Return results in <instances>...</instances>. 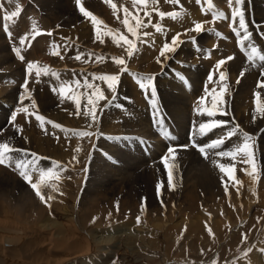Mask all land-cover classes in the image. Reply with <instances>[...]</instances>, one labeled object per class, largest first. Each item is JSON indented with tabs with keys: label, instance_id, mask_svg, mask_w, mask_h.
<instances>
[{
	"label": "bare ground",
	"instance_id": "obj_1",
	"mask_svg": "<svg viewBox=\"0 0 264 264\" xmlns=\"http://www.w3.org/2000/svg\"><path fill=\"white\" fill-rule=\"evenodd\" d=\"M81 1L83 2V0H81ZM86 1H84V2H86ZM207 1H210V0H176V3H172V0H157V3L154 5L151 2V0H147V4L146 5H141L139 3V0H137V2L135 4L133 3V0H95L96 3L103 4L102 5V7H103V11H102L103 12V15L101 17L97 18L99 21H102V24H100V25H95L94 26L93 23H92V21H91V19L85 20L86 22H82L85 19L83 17H80L78 19L76 17L77 20L75 21V17H74L73 18L74 19V22L73 21L72 22L67 21V23H66L67 25H66V28L65 29H61V26H60V28L58 30L56 29L57 31H55V27H54V25L52 26V24L50 23V21H49V23L48 22L45 23V26L48 27V29H53L54 30V32H53L54 34H51L52 36H50L48 38H43V37L37 38L39 40L37 41L38 43L37 42L36 43H37V45L39 44V47L41 48V52L43 50L44 51L43 55L44 54L45 55H44V57L42 56L43 57L42 59L39 58L41 60H39L38 62H36V61L34 62V60H30L29 61V62L33 63L34 65H36V68H34L32 70V74L33 75L32 74H30V75L32 76V78H31L32 81L35 78L36 79V83H37L36 90H34V88H33V91H35V95L34 96H37V95H46L47 97H50L52 99H50L49 101H47L42 106L39 104L35 108V111L41 112V113L45 114L46 116H48L50 118L49 120H47V121H49L52 124V127H50V125H49L50 129L52 128L53 134H59V135H61V133H62V141L59 140V143H61V144L55 143L49 137V138H43L44 141L43 142L42 141L39 142L38 140H36L39 136H38V134L37 135L35 134L36 136H33V139H31V140H29L27 142H28V144H32L31 146H32V150L33 151L37 152L39 150L40 151L43 150L44 152H46L45 153L46 156H48L50 158L53 157L54 159H56V161L59 160V163L57 162L58 164H56V162L54 161L55 164L51 165L50 168H49V163H47V165H48V168L47 169L48 170L49 169H55V171L58 173V176L51 177V180L48 178L49 179V182L47 181L48 184H47V182L46 183H43V184H45V186H47V190L50 191L49 193H50V196L51 197L54 195V194L52 195L53 186L56 185L55 188L57 190L55 192L58 195V199H60L61 201L58 200L59 202H56L57 199H56V201L53 199L54 196H55L54 195L53 198L51 199V201H49V200H47L48 202L46 201L47 205H45L46 203L43 202L45 206H40V204L37 203L39 205H36L35 207H33V206L23 207L22 205L25 204V203H23L21 205H18V204H20V202H18V204L16 203L17 205L10 206L12 203H10V205H8V204H5V203L2 202V204L0 203V209H1V211L3 210L2 211L3 212L2 213L3 215L4 214H8V216L13 215V214L16 215L15 213H17V216H21L20 214L18 215V212L21 213V212H23V210L25 212H27V209H28L29 215L30 216L31 215H34V216H31L32 219L29 218L30 221L33 220V219H39L37 217H42V215H47V214H49V215L51 214L53 216L54 220L55 219L57 220V222L56 221H54V222L52 221L53 223L48 224L45 227L44 226H41V225L39 226V228H41L42 230H45V231L39 232L41 237L38 239V243H37V245H39L38 248L39 249L41 248L40 249V252L42 250L45 251V253H43L44 255L51 254V250L54 247L53 244H52L53 243L52 241L55 242V240L57 238H59L58 236L60 235V233H62L63 228L66 229V231L68 232V234H67V240H66V243H67L66 246H71V245H73V243L74 244H77V240L78 241L80 240L81 242H84L83 249L82 248H79V249H76V250H70L71 249L70 247H69L70 248L69 250L67 248H65L67 250L62 249V248L55 249L57 251V255L60 257V260L58 261V264H76L77 261H78L77 263L79 264V260H82L84 257H85L84 260H86L88 258V256H89V254H88L89 253V250H90V253H91V250L93 252V249L95 251H98V254L104 253V255L106 254V255L110 256L109 257V261L110 262L112 260H113V262L118 261V257H117V260H116L115 258H112L111 254L108 253V251H111V248L112 247H118V246L117 245H114L115 243H112L113 240L111 239V237L109 235H107L109 237H106L104 235V232L103 233H100L101 229H104V228H106L107 230L112 229V228L109 227V224H108L109 221H108V219H110V218H114L115 219L116 216H117L116 215V212L114 210V207H113L114 205L112 206L111 205L112 204L111 201H108L109 198H106L105 201H103V202H106L105 204H110L111 203L110 206H108V207H104L103 205H99L96 202H94V200H93V201H89L86 206L82 207V211H78V210L75 211L74 210L75 201L78 200L79 197H80V199H79L80 203L83 202V198H84L83 197V193L87 189H85V190L83 189L82 190V193L79 194V192L81 191L80 188H82V187H80V184H81L82 181H80V178L76 180L77 177H76V175L73 176V174L75 173L74 171H77L76 169L82 168V171H84L82 173V177H84L85 168H86L85 162L88 161V159L92 155V153H90V151H91V149H93L92 148L93 147V144H92L93 141L101 142L102 138L105 137V135L106 134H109V133H110V135L113 134L115 136L122 134V131L123 130L121 132H119L118 131L119 125H115V122L112 124V126H110L109 124L103 123L104 118L105 117H108V114H109L108 113V110H110V108H111V110L114 109V108H112V106L114 107L115 104H117V101L120 100L119 98H121L122 101L124 99H127V103L130 104V106H131L130 113L132 114L131 115L132 118H130L131 116L129 118L131 119V121H132L133 118H134L133 121L136 120L137 115L140 114V117L137 118V120H138V123L137 124H139L141 121H144L145 123H146V121L149 122L150 114H148V111H150V109L153 108L154 106H156L157 104H164V103H167V101H168L170 107H172L170 109V111L172 110V112L170 113L171 116H168V117H169V119H170V117L175 118L176 121L180 122L179 125L181 124L182 119H183V113H184L183 110L189 111V113L187 114L188 118H189V116H192V119H194V120H191L189 118L191 120V122L190 123H185L184 122L185 123V127L184 128L181 125L179 126V125L176 124V126H179V127L177 129H175V130L172 129L174 131L171 132V133L173 134V138L174 139L176 138L177 140H174L172 142L171 146L179 145V143H181V142L184 145L187 146V141H190L191 138H193L194 144L192 146H190L192 149L189 150V152H187V153H186V151L184 153H183V151L174 152L172 154V156H174L175 158L173 159L172 156H169V159H168L167 163L169 165V168H173L174 167L173 169H169V170L172 171V173H173V170L175 168L177 169L178 167H179V169H187V170L194 169L196 163H195V161L192 160L193 158L191 159L188 156L191 153L194 154L195 160L197 161V163L199 162L198 164H200L202 162L203 163H202V167L200 169H197V173H192L191 176L189 177V179L187 181L185 180L186 182L184 183V185L182 184L184 186V188H180L176 192V194L178 195V198L184 202L183 203V206H184L185 209H186V207L188 209H190V207H192V208H195L196 207V200L198 198H200V197L209 195L210 197H213L214 196L215 198H217V197L220 196V194H222L224 192H226V193L228 192L230 196H232V197H234L236 199L237 198L244 199V202L247 203L246 210H247V208H248V210H251V208H252V211H250L252 213H249L250 214L249 215V219L251 218V220H249L248 223H244V226L242 224H239V225L236 224L235 222L237 220H235V222L234 221L233 222L231 221L229 224H225V225H224V222L219 223V221H215L213 223V226L216 228L215 229L216 230L215 231L216 232V236H221L222 238H224V236L227 238V236L224 235V233H223V232H225L224 230H227V232L229 230L230 232H236V233H240L242 231H245V232H249L248 235H250V234L251 235H254L253 237H249V236H246V234H244L245 232H242L244 234V236L241 235V236H243L242 239H241V243L238 242V241H236V243H234L232 240H229V239L227 240L226 238H224L225 241H220V243L218 245V242H217L218 239L217 240L216 239L213 240L212 241L213 248L214 247H217L219 249H224V250H227L228 249L227 250L228 253L223 254L224 255L223 256V259L219 260L218 261V264H229V262L234 261L236 259H238V261H239L238 264H247L246 263V260H247V257L248 256H246V255H247L248 251H251L252 249H257L259 247L260 244H259V241L257 240L258 239L257 236L259 235V230H261L263 228V226H264V213H263L264 209L261 212V213H263L262 214L263 221H260L258 224H256V225L259 226V227L257 226L258 230L257 231H256V229L253 230L254 229L253 227H250L249 228V224H251L252 221H254V219H252V218L254 217L257 209H259L258 206L264 205V180H262V178H260L262 181H260V182L258 181L259 172H260L259 170L260 169L258 170V165H257V162H256L255 154H254V162H255V171L254 172H253V168H252V165L251 164H247V163H243L242 162V156L240 157V154H238V155H231V157H232V160L231 161H229V162L224 161V162H221L220 164H214L210 158L213 155H218L217 153L218 152H221V151H224V152L228 151L229 153H233L234 149L237 146H240V145L243 144L242 136H243L244 133H247L251 137V140L254 143L253 144V151H254V153H255V150H254V147L255 146L254 145H257L255 143L261 142V143H263L262 147H264V111H262V109H264V87L262 88V90H260V93L257 92L259 95L257 94L258 96L257 97H254V95L251 94V92L253 90L250 92L251 86L248 83V81L249 80L256 79L258 73H256V72H245V70L242 68V66H240V64H237L238 62H236V61H235L236 63L232 62L233 59H232V61L229 60V62L227 61V59L226 60L223 59V60L227 61V64L228 63L230 64V68H231L230 70H228V66L229 65L225 66L224 68L222 67L223 68L222 70L221 69L220 70L219 69L217 70V67L215 68L216 70L213 68V71L215 70V77H213L212 80H209V81H211V83L208 81V78L210 76H213V72L211 73V71H209L211 69L210 68L211 59L208 56V54L207 55H201L202 57L204 56L205 58H206V56H208L209 60H207L205 62H204V60L202 59V57L199 54L195 53L196 50L193 51L195 53L194 56H193V59L189 56V59L190 58L192 59V60L190 59L191 61H188L186 59L187 61L185 60L186 61L185 62L184 61L185 58L182 59L184 62L182 60H180L181 59L180 58V52H181L180 51V48L181 47L183 48L184 47L183 44L184 43L186 44V42L193 43L194 41L192 42V38L194 39V37H196L201 32V31L200 32H196L194 30V27L195 26L193 28H191L192 26L191 27L189 26L191 24L190 22L194 18H197V16H199V15H200V18H202V20L205 19V21H206V19H210L212 17L215 18L216 21L214 22L213 25L210 23L211 22L210 21V22H208L210 24H207V25L204 26V28L205 27H208V26H211L212 27V28L211 27L210 28H211V33L212 34H215V37L214 38H216V34L220 31V27H222V26H219L221 23H223V24L225 23L226 26H229L230 25V24L228 25V22H230L232 19L231 20L228 19L229 18L228 13H232L233 10H234V8L237 7V5L235 3V0H232V6L231 7L229 6L228 0H227L226 3L223 4V5H225V9H226V11L228 13L227 14L226 13H223V14L220 13L221 15L218 16V17L215 16V14H217L215 12V10L217 8L215 9L211 4H209V3L207 4ZM0 2H1V0H0ZM2 2H3V5H5V8L4 9H6L8 11V14H10L12 11H15L16 4L17 3L19 4L20 9L23 6V0H14L12 3H9V0H2ZM215 3H217V2H215ZM248 3H249V0H246L245 4L243 6H240L241 7V10L244 12V19H245V26H246V29H247V33H245V30L244 29H240L239 28V17L236 18L238 29L235 30V28L233 27L234 28V30H233L231 27H229V30L232 29V30H230V33H233V31H235L236 34L241 35L242 38L245 36V34H247L248 37H249V39H247L246 42H247V45L249 47V50L252 51V49L255 48L256 49L255 54L258 56V53H260L259 57H261V54L264 55V17L262 16L263 18L262 19H259L254 14L255 12L253 13V11L247 10L248 9L247 8ZM113 4L116 6L115 12L113 11V8L111 6ZM1 5H0V7H4V6H1ZM219 6H220V4H219ZM219 6L217 5L216 7H219ZM24 7L21 9L20 13L18 14V18L24 16V14H25L24 13ZM100 7H101V5H100ZM125 9H127L129 11V13H131V16L129 17V26H134L136 24V20H134L132 18V17H135V16H138L139 19L145 25L144 27H141V28H139L137 30L138 31V37L139 38H137L136 36L131 35L128 32V29L122 23V21L125 18V13H124V10ZM263 9L264 8L262 7V12H263ZM220 10H221V8H220ZM3 11L4 10L2 9V12ZM145 12L149 13V15H145ZM194 12H195L196 17H194L195 15H193ZM159 13H165V15L163 17H161L159 15ZM0 14H2V13H0ZM92 14L93 15H97L96 12H93V11H92ZM4 15L2 17H4ZM231 15H230V17H231ZM167 17L168 18H171V19H175V22H179V20L176 21L177 18L178 19L179 18H182V19H184V20H182V21H184V23L185 22L186 23H189V25H187V26H189V28H191V29H189V28L187 29V27H186L185 30L178 31V30L175 29V27L177 26L178 23H175L174 22L176 25L172 24L168 20ZM173 17H175V18H173ZM18 18L16 16V17H13L11 20L8 21L9 22L8 25H10L11 23H13L12 26H11V28H10V30H11L12 33H15L14 30H17L15 28H18L19 26L22 25V19L21 20L19 19L20 21L18 20L19 21L18 22L19 25H18V23H16V19H18ZM73 19H71V20H73ZM215 19H213V20H215ZM227 19L230 20V21H226ZM196 20H198V19H195V21ZM55 21H57V20H55ZM235 23H232V24L235 25ZM62 25H64V24H62ZM156 25H160L162 30L161 31H157L156 30ZM193 25H194V23H193ZM182 26H178V27L181 28ZM235 27H236V25H235ZM184 28L185 27H183V29ZM224 28L225 27H223V30H224ZM109 29H111V31H109ZM202 29H203V26H202ZM19 31H20V29H19ZM208 31H209V29H208ZM222 31H220V32H222ZM0 32H1V30H0ZM12 33H11V35H12ZM144 33H148L149 35L145 36ZM204 33H205V38H206L208 36L209 32L208 33L204 32ZM225 33H224V35H225ZM254 33H256V36L257 37L254 36L255 35ZM221 35L218 36V39H220V40H218L216 38L217 40H214L215 42L213 41L211 44L214 47V49L216 48V51L217 50L219 51V49L222 46L223 47L226 46L227 49L226 50H223L222 49V50L224 52H226L225 54H229V51H231V49L229 50V47L231 48L232 47V44L229 42L230 40H228V39H231V38H228L227 37L228 36L227 33H226L227 36L225 35V37L223 35L222 36ZM231 35H233V34H231ZM6 36L7 35H5V37ZM97 36H99V39L97 38ZM121 36L124 37L123 40L121 39ZM161 37H163V38H161ZM173 37H177L178 40H179V43L175 47V50L173 52L166 53V55L163 56V57L160 56V51H161V49H162V47H163V45L165 43H168L169 46H172L171 42H172ZM7 38L8 37H6V39ZM160 38L161 39H166L165 42L162 43L160 41L161 40ZM9 39L10 38H8V40ZM232 39H234V38L232 37ZM3 40L5 41V39H3ZM238 40H234V41L232 40L235 43L234 45H235V48H236V51H237V52H233V53H237V55H239V57L238 56H235V58H238L239 59L241 57L240 60L243 58V60H245L246 62H248V59L247 58L249 56H252V54H250L249 51L246 50L245 47L241 44V42H239ZM14 41H17V39H14L13 42ZM241 41H243V39ZM10 42H11V40H10ZM129 42L134 45V54L131 57L128 56V51H127L128 46H129ZM5 43H6V41L3 44H5ZM9 43H8V45H10ZM27 44H29V43H27ZM27 44H26V46H27ZM34 47H35V45H34ZM237 47H241V48H238L237 49ZM15 48H17L15 50H18L19 51V54H22L23 56H24V53H26V52L29 51L27 49H25V51H24V48L25 47L22 48L19 44H15ZM30 48H32V47H30ZM36 48H37V46H36ZM36 48H34V50ZM185 48L186 47H184L183 49H185ZM189 48H187V49H189ZM194 48H195V46H192L189 50H191V49L194 50ZM205 50H207V49H205ZM7 51H8V48H7ZM232 51H233V49H232ZM238 51H241L242 54H240ZM14 52H16V51H14ZM34 52H36V51H34ZM184 52H186V51L184 50ZM224 52H222V53L224 54ZM256 52H258V53H256ZM31 53H33V51ZM31 53H29L30 56H31ZM53 53H56V54L53 55ZM8 54H9V56L11 55L10 53H8ZM78 54H81V59L80 60H76L75 59V57ZM232 55L234 56L235 54H232ZM182 56H183V54H182ZM217 56L220 57V55H217L216 54V57ZM222 56H224V55H222ZM227 56H231V55H227ZM32 57H35L38 60V57H36V55L35 56H32ZM117 57L123 58L124 61H125V63L123 65L116 64L115 61H114V58H117ZM184 57L188 58L187 56H184ZM219 57L217 59H219ZM10 58H12V56ZM13 58H14V56H13ZM220 59H222V58L220 57ZM216 61L217 60H215V62ZM245 61H244V63H245ZM260 61H261V59H260ZM201 62L203 64H201L200 66H203L204 64L205 65L207 64L208 68L205 65H204V67H206L208 69V72L207 71H206L207 73L204 72V74L205 73L206 74L202 78V89H200L201 87H199L200 93L196 97L195 96L196 93L194 92L195 95L194 94L193 95L196 98L194 96H193L194 99H193V97L192 98L190 97L193 101L188 98L187 102L184 103V104H187V105H182L181 102H180L176 106L175 105V102H176L178 96L182 94L180 92L181 91V85L188 88L190 86L191 80L189 79V81H190L189 83L187 81V84H186L187 86H185L183 84L184 81H185V79H188L187 78L188 77L187 74H189V73L185 72V75L179 73V74H181L183 76H186V77L182 78L178 82V78L176 77V72L174 71V68H172V66L177 65L178 68H183V66H185V67L188 68L189 71H191V70H194L195 68H197V65H199ZM248 63L246 65H248ZM263 63H262V66H264ZM2 66H4V65H2ZM16 66H17V64H16ZM200 66H199V68H200ZM8 67H9V65H8ZM45 67H47L50 70L48 72V74H44L42 72L41 75L39 76V78H37L36 77V70L37 69H43ZM204 67H203L204 70H201L200 72L206 70V68H204ZM2 69H5V68L2 67ZM250 69L253 70V68H250ZM10 70L9 71L7 70V71L10 72ZM184 70L188 71L186 68ZM0 71H1V69H0ZM8 72L6 73L3 70V74L0 77V82H2L3 80L6 79V76H8V74H9ZM52 73H55V76H53ZM209 73H211V75ZM221 73H224V77L225 78L223 80L221 79ZM241 73H242V76H241ZM10 74H11V72H10ZM104 74L117 75V76H119V82H118V85L116 86L115 93H113V92H111V91L108 90V88H107V83L108 82L107 81H103V80L99 79V77L101 75H104ZM145 74L147 75V77H151L152 78V84H153L154 88L157 89L156 92L158 94L155 95L154 98L152 96V88L151 87L146 88V89H142L140 87V83L141 82L147 83V80H146V77H145L146 75ZM191 74H193V73H191ZM199 74L201 75V73H199ZM263 74H264V72L261 75H263ZM34 75H35V77H34ZM194 75H193V79H195L194 78L195 77ZM190 77L192 78V76H190ZM200 78H201V76H200ZM32 81H31V83L29 82L31 85H32ZM193 81L194 80H192V82ZM199 81H201V79ZM7 82L9 83V81H7ZM74 82H76V83H74ZM86 82L96 85L100 89V91L103 94V96L106 97V99L98 100V107L96 108V121H99V122L93 123L91 116H85L83 114H81V115H77L76 114V112H77L76 105L77 104L80 105L81 112L83 113V111L85 109H87L88 107H91V105H89V103H88L89 100H97V97L92 95V91L93 90L90 89V88L84 87V84ZM33 84H35V83H33ZM62 84L63 85H67V88H66V91L64 93V97L63 98H61V96L59 94L60 93V85H62ZM31 85H28V88L26 89V91L32 89V86ZM29 86H31L30 89H29ZM205 86H206V88H205ZM190 87H192V86H190ZM222 87L224 88L223 93H221V88ZM260 87H262V86H260ZM5 88L4 89L3 88L2 89L0 88V103H8V102H11L10 100L4 98L5 97V93L4 92L6 90H8L10 88V86H9L8 89L7 88L5 89ZM142 90H144V92H142ZM183 90H185V89H183ZM195 90H196V92L199 91V90L197 91L196 87H195ZM28 92H30V91H28ZM24 93L22 92V94H24ZM80 93H84V95H80ZM141 93H143L144 95H148L150 97L143 96ZM186 93H187V91H186ZM186 93H183L182 98L187 97ZM204 93H205V97H206L205 102H201V101L197 102L196 99H198V98L199 99H202ZM21 97H19V98H21ZM76 97H77V99L79 98V102H77V103H75L76 102V100H75ZM217 98H219L222 101V103H220L218 105L219 112H217L213 117H209L207 115V113L213 111L212 105H213V102ZM184 99H186V98H184ZM181 101H183V100H181ZM184 101H186V100H184ZM177 102H178V100H177ZM122 103H124V102H122ZM9 104H6L5 105V109H7L6 114L11 119L12 115L15 114L16 111H12V109H11V107H10ZM27 104H29L28 107H31L33 109V103L28 102ZM172 105H175V106H172ZM190 105H192V108L193 107L195 108L194 109L195 112L193 111L192 108H191L192 110L189 109L190 108L189 107ZM28 107H27V109H28ZM32 109H31V111H32ZM156 109L158 110V108H156ZM32 113H33V111H32ZM98 113L100 114L99 116H98ZM149 113L152 114V112H149ZM156 113H155V115H156ZM201 113H203V114H201ZM31 115L33 116V114H31ZM166 115H169V114H166ZM0 116H2V115L0 114ZM40 116H41V114H40ZM109 116H110V114H109ZM43 117H45V116H43ZM26 118L28 120H30L29 119V116H26ZM26 118H24V120H26ZM97 119H99V120H97ZM158 119H159V121L161 120L160 118H158ZM184 119H185V117H184ZM114 120H116V119H114ZM16 121L19 122L20 120L18 121L16 119ZM165 121H166V119H165ZM214 121L220 122V125L218 127H213L211 131H208L207 129L201 130L200 127H199V125L201 123L208 124V123H212ZM17 122H16V124H17ZM31 122L32 121H30V123ZM33 122H34V120H33ZM106 122H107V120H106ZM178 122H176V123H178ZM65 123H67L68 125H66ZM143 123H141L140 125H137L139 127L136 126V131L134 129L133 132H130L129 131L130 129H126V128H121V129H126L125 130L126 131L125 132L126 135L128 133H129V135L130 134L133 135L132 138L130 137L133 140V142L130 140V142H131L132 145L130 146V143H129V147H132V148L133 147L134 148L136 147L135 150L137 151V153L140 156L143 157V159L145 161L147 159H148L147 160L148 162L151 161V160H149V158L151 159V156H152L153 153L154 154L156 153L155 154V159L158 161L159 160L158 155L163 150H165V145H163L162 142L159 140V135H156V136H158V137H156L155 134H154V132L152 131V129L150 127H148L147 124L145 125ZM167 123H169V122L167 121ZM171 123H173V122H171ZM184 123H183V125H184ZM191 123H194L195 124L194 132L192 133V131H190V132H187L185 134V132L187 131V126H189ZM90 124H92L91 129L90 128H86V127H89ZM142 124L145 125L146 127H148V131L145 128L141 127ZM162 124H164V123H162ZM55 125H58L59 127H56ZM42 126H44V125L42 124ZM125 126H126V124H125ZM173 126L176 127L174 125V123H173ZM11 129H12V127H11ZM165 129H168V128H165ZM233 129L236 130V134L228 137V138H230L229 141L226 140V139H224V137L227 138L228 132L232 131ZM33 132H34V130H33ZM76 132H87V133H89V135H86V136L74 135V133H76ZM100 134H102V135H100ZM202 134H204V135H202ZM141 135H143L144 138H142L143 136L141 137ZM187 135H189V137H187ZM54 137H56V136H54ZM119 138H122V137H119ZM185 138H188V139L185 140ZM219 138H223L224 142L226 141V143L223 142V144L221 145V147L218 148V149H206L205 150V153H203V154L198 150V148L196 146H194V145H200V146L207 145V144L211 143L212 141H215V140H217ZM110 139H111V136H110ZM113 139H115V137ZM138 139H139V141H141L140 139H142L143 141L141 142L142 144L139 143L138 146H137V143L136 142L138 141ZM9 140H11V139H9ZM105 142H106V140H105ZM108 143L110 144L112 142L110 141ZM108 143H107V145H108ZM250 143H251V141H250ZM109 147H110V145H109ZM142 147H143V149H142ZM144 151H146V153H143ZM106 152L108 153V151H106ZM132 154H134V153L132 152ZM162 154L160 156H162ZM128 155L130 156V154H128ZM111 157H112V154H111ZM135 157H138V156L135 155ZM142 157H141V161L143 160ZM145 157L147 159H145ZM107 158H108V156H107ZM130 158H131V156H130ZM113 160H115V159H113ZM136 160H138V158L134 160L135 162H133V161L132 162L136 164ZM129 161L130 160H128L126 163H128ZM115 162H116V160H115ZM108 163H110V162H108ZM112 163H114V162H112ZM137 164H138V162H137ZM156 164H157V166H156L157 168H159L160 170H162L164 168V170H165L163 159L161 160V162H159V161L156 162ZM37 165H38V163H37ZM57 165H59V167H57ZM129 165H131V164L129 163ZM114 166H116V165H114ZM133 166H131V167H133ZM106 167L112 168V167H109L107 165H106ZM134 167H137V169H138V166L137 165H135ZM221 167H223L225 169H227L229 167H232V175H231V177L227 174L226 171H221ZM90 168H92V167H90ZM47 169H45V170H47ZM128 169H130V168H127V170ZM143 169H141V170L143 171ZM245 169H247V172L245 171ZM130 171H132V170L130 169ZM112 172H113V169L108 170V173L109 174L112 173ZM138 172L140 174V170ZM144 173H145V170H144ZM119 174L121 175L123 173H119ZM134 174H136L135 171H134ZM198 174L204 175L205 176V179L203 180V179L195 178V176H197ZM112 176H113V183H115V182H117L118 184L119 183H122V182H119V181L116 180V178L120 177L118 175V173H114ZM32 179H33L34 183L39 180V176L37 175L36 172H34V174L32 176ZM71 179L74 180L73 181L74 183L73 182H68ZM176 180L177 179H175V181ZM45 181H46V178H45L44 182ZM60 181H62V182H60ZM192 181L195 182V185L194 186H192V185L189 186V184ZM147 184L150 185V183H147ZM162 186L163 185H161L159 187V194L162 193V197H160L161 200H164L163 197H165V199H169V198H167V197H169V195L170 196H173L172 195L173 190H171V189L174 188L173 186L171 188H169L168 185H167L168 187H165V188H163ZM118 188H119V186H118ZM243 188H245V191L244 192H242L243 191ZM114 189H115V187H114ZM226 189H227V191H226ZM157 191H158V189H157ZM174 192H175V190H174ZM85 194L88 195V193H85ZM95 195H96V193H95ZM47 196H49V195H47ZM122 196H124V195H122ZM28 200H30V199H28ZM120 200L121 199H119V201ZM199 200L201 201V199H199ZM1 201H4V200H1ZM84 201L86 202V200H84ZM156 201L153 200V203H151L152 201L150 203L149 202L147 203L146 206L148 207L147 208L148 210H145L144 209L145 210V214H146V212L152 213V214L153 213L156 214V212H157L156 207L158 206ZM202 201H204V200H202ZM176 202H178V201H176ZM197 202H198V200H197ZM208 202H209V200H208ZM248 202H250V205H248ZM235 203H236V201H235ZM235 203H233V204H235ZM169 204H171V203H169ZM28 205H30V204L28 203ZM116 205H117V203H116ZM126 205H127V203L125 204V207H123V209L125 211L127 209H129V208H127ZM242 205H244V204H242ZM19 206L22 207V208H24V209L22 211H19V208H18ZM219 206H220V204H219ZM158 208H160V207H158ZM164 208H163V210H164ZM175 208H177V207H175ZM184 208L182 210H184ZM33 209H35V210H33ZM121 209H122V201H121ZM130 209H131V211L132 210H135L137 212L139 211V208H137V206H135V205L131 206ZM171 209H174V207L173 208H170V210ZM124 210H123V212H125ZM176 210H175V212L177 213L178 210L177 211ZM201 211H203V210H201ZM133 212L134 211H132V213ZM139 212H141V211H139ZM139 212L137 214H139ZM161 213H163V212H161ZM169 213H170V211H169ZM141 214H143V213H141ZM198 214H199V212H198ZM161 215H163V214H161ZM225 215H226V213H225ZM196 216H197V214H196ZM203 216H205L206 218H209V217H207V215H203ZM175 217H176V215H175ZM198 217H199V215H198ZM193 218H194V216H193ZM209 219H211V218H209ZM209 219H207V220H209ZM11 221L13 223L14 228H16L19 231H21L22 228L20 226H18L17 224H15L13 222V219H11ZM193 221L194 220H192V222ZM239 221H241V220H239ZM174 222L175 221H173L171 224H173ZM185 222H187V219L185 220ZM198 222H200V221H198ZM203 223L206 224L204 221H203ZM25 224H27V222ZM44 224H46V223H44ZM164 224L162 226H164ZM200 224H202V223H200ZM204 224H202V225H204ZM166 225H167V222H166ZM183 225H184V223H183ZM189 225H190V223H189ZM192 225L193 224L191 223V225L189 227H192ZM256 225H254L255 228H256ZM143 226H145V225H143ZM153 226L154 225L152 224V227ZM178 226H180V225H178ZM189 227L187 228L188 230H189ZM207 227H208V225H207ZM141 228H143V227H141ZM183 228L184 227H182V229ZM16 229L15 230H10L7 233V235L9 236V238L13 239V241H14L15 238H17L15 235H13L14 232L17 233V230ZM135 230H137V229H135ZM153 230L155 231L156 229H153ZM188 230H187V232H190ZM196 230L197 231H202L203 230L202 229V226L201 225L200 226H197L196 227ZM39 231H40V229H39ZM162 231L163 230L161 228L159 230V232H157V233H161L162 234ZM208 231H210V230L208 229ZM97 232H99L101 234V236H96L95 234H97ZM39 233L37 232V234H39ZM102 234L104 236H102ZM164 234H165V231H164ZM86 236L89 237V239H87ZM172 236H173V234H172ZM93 237H95L96 240ZM213 237H214V235H213ZM140 238H141V236H139L137 234L136 235H129L128 234L126 237H124V238L122 237V239H120V240L117 238V242H119L118 244H122V245H123V243H126V244L127 243L128 244L129 243H132L133 244V242H136V243L141 242L140 240H138ZM173 238H174V236H173ZM217 238H219V237H217ZM249 238H253V239L252 240L250 239L251 241L248 242L250 244L248 245V243H247V246H246L244 244V242H246ZM185 240H186V238H185ZM170 241L171 240H169L168 242H170ZM190 242H191V240H190ZM222 242H223V244H222ZM255 242H258L257 243L258 246L254 244ZM59 243H60V239H59ZM55 244H56V242H55ZM64 244H65V242H64ZM238 244L240 246V249L238 251H236L235 249L238 246ZM61 245L63 246V243ZM261 245L264 248V243H262ZM59 246H60V244H59ZM74 246H76V245H74ZM74 246H72V247H74ZM141 246H142V244H141ZM170 247H171V244H170ZM161 248H162V245L161 244L160 245L158 244L157 246L155 245V247H153V251H156L155 254H156L157 257L160 255L159 254V251H161ZM167 249L168 248L166 247V250ZM177 249H179V248H177ZM194 249H195V247H194ZM194 249H193L194 257H196L195 256L196 253L194 252L195 251ZM184 250H185V248H184ZM58 251H59V254H58ZM171 251H172V249H171ZM190 252H191V250H190ZM251 252H253L252 253V256L255 258L256 257L255 250H253ZM6 253H7V250L6 249H0V256L1 257L3 255H6ZM8 253H9V250H8ZM230 253H232V254L230 255ZM55 254H56V252H55ZM94 254H95V252H94ZM165 254L166 253H164V255ZM178 255H181V254H178ZM227 255H228V259L226 257ZM257 255H258V253H257ZM98 256H99L98 260L101 259L100 255H98ZM249 256H250V258H253V257H251V255H249ZM91 257H92V255H91ZM225 257H226V259H225ZM262 257H263V255L261 257L259 256L260 259L256 260L255 261V264H264V263H262L264 261V258H262ZM10 258H11V256H10ZM10 258L6 261V262H11V263H8V264H17L14 261L13 258H11V259ZM89 259H90V257H89ZM98 260H95V261H98ZM101 260H103V259H101ZM87 263H88V261H87ZM175 263H178V262H175ZM43 264H44V262H43ZM90 264H91V260H90ZM196 264H201V263L200 262H197Z\"/></svg>",
	"mask_w": 264,
	"mask_h": 264
},
{
	"label": "rangeland",
	"instance_id": "obj_2",
	"mask_svg": "<svg viewBox=\"0 0 264 264\" xmlns=\"http://www.w3.org/2000/svg\"><path fill=\"white\" fill-rule=\"evenodd\" d=\"M14 1V0H13ZM84 1H86V0H83V2L81 1V5H80V7H83L86 11H88V12H91L92 13V11L93 12H96V14L97 15H93V16H97L96 18H99V17H101L102 15H103V7H102V5L103 4H101V3H96L95 2V0H87L86 2H84ZM90 1V2H89ZM211 1V2H210ZM210 1H207V4L209 3V4H211L216 10H215V12L217 13V14H215V16H220L221 14H223V13H228L227 11H226V9H225V5H223V4H225L226 3V1L227 0H210ZM214 1V2H213ZM1 2H2V0H1ZM0 2V3H1ZM215 2H219L218 4L217 3H215ZM96 3V4H95ZM2 4V5H1ZM0 5L1 6H4V7H0V13H2L3 15L4 14H6V12L8 13V11L6 10V9H4L5 8V5H3V2L1 3ZM66 4V5H65ZM68 4V5H67ZM219 4H220V6H219ZM263 6H262V5ZM44 5V6H43ZM97 5V6H96ZM100 5H101V7H100ZM219 6L220 8H221V10H220V8L219 7H216V6ZM25 6V7H24ZM47 6V7H46ZM223 6V7H222ZM264 8V1L263 0H249V3H248V5H247V10H249V11H253V13L259 18V19H262L263 17H264V9H263V12H262V7ZM24 7V16L23 17H19L18 18V16H17V18L18 19H16V23H18L21 19H22V25L21 26H19L18 28H15V29H17V30H14V32L15 33H12L11 32V30H10V28H11V26H12V24L13 23H11L10 25H8V21H5L4 19H3V15L2 14H0V30H1V32H0V69H1V71H0V77L2 76V74H3V70H4V72H8L10 69V72H11V74H10V72H8L9 74H8V76H6V79L5 80H3L2 82H0V88L2 89H4L5 87L8 89L9 88V86H10V88L12 89H8V90H6L4 93H5V99H8V100H10L11 102H8V103H0V114L2 115V116H0V144H3V143H7L10 147H12L13 149H16L17 151H13L12 153H9L8 155H11V157L13 158V160L14 161H16V162H20V163H27V164H29V169H28V171L29 172H32V162H33V160H34V162H35V166H37L36 168L37 169H41V170H45V169H47L48 168V165H47V163H49V168H50V166L51 165H53V164H55L54 163V161L56 162V164H58L59 163V160H57L56 161V159H54L53 157H48V156H46L45 155V153L46 152H44L43 150H39V151H37V152H35V151H33L32 150V144H28V142L27 141H29V140H31V139H33V136H36L37 134H38V138L36 139V140H38L39 142H43L44 141V139L43 138H49L50 137V139L51 140H53L55 143H59V140L60 141H62V133H61V135H59V134H53V132H52V128L50 129V127H52V124L49 122V121H47V120H49L50 118L48 117V116H46L45 114H43V113H41V112H37V111H35V108L40 104L41 106L42 105H44L47 101H49L50 99H52V98H50V97H47L46 95H37V96H34L35 95V91H33V88H34V90H36V86H37V83H36V79L34 78L35 77V75H34V80L32 81V76L31 75H29V74H27L26 73V68L25 67H27V63L30 61V60H34V62L36 61V62H38L39 60H41L43 57H44V55H43V53H44V51L42 50V52H41V48L39 47V44L37 45V41L39 40V39H37V38H40V37H43V38H48V37H50V36H52V35H48V33L50 32L51 34H54L53 32H54V30L53 29H48V27H46L45 26V23H49V21H50V23L52 24V26L54 25V27H55V31H57L59 28H60V26H61V29H65L66 28V23H67V21H70V22H74V17H75V21L78 19V18H80V17H83V18H85L82 22H86L85 20H88L89 18H86V17H84L83 16V14L80 12V10H79V7L77 6V4H76V2H75V0H23V6H22V8ZM259 7V8H258ZM21 8V9H22ZM89 8V9H88ZM219 8V9H218ZM2 9L4 10L3 12H2ZM21 9H20V11H21ZM45 9V10H44ZM101 9V10H100ZM225 9V10H224ZM48 10V11H47ZM197 10V9H196ZM50 11V12H49ZM198 11V10H197ZM219 11V12H218ZM46 12V13H45ZM79 12V13H78ZM196 12V11H195ZM195 12L193 13V15H195ZM20 13V12H19ZM99 13V14H98ZM221 13V14H220ZM45 14V15H44ZM50 14V15H49ZM232 13H228V15H229V18L228 19H232L231 21L230 20H226V21H230V22H228V25L229 26H226V24L224 23H221L219 26H222V27H220V31H222L223 30V27H225L224 28V30L222 31V32H218L217 34H216V38L218 39V36L219 35H221L222 33V35L225 37V35H226V33L228 34V38H231L232 39V37L234 38V39H232L233 41L234 40H238L239 42H241V44L245 47V49L246 50H248L249 51V53L250 54H253L252 53V51H250L249 50V47H248V45H247V42H246V40H244V37L242 38V36L241 35H239V34H236V32L235 31H233V33H230V30H229V27H231L233 30H234V28H235V30L236 29H238V26H237V21H236V18L238 17H233L232 15H231ZM261 14V15H260ZM49 15V16H48ZM230 15H231V17H230ZM206 16V15H205ZM204 16V17H205ZM263 16V17H262ZM26 17V18H25ZM49 17V18H48ZM76 17H77V19H76ZM194 17H196V15L194 16ZM168 18V17H167ZM213 18V17H212ZM212 18H210V19H206V21H205V19H203L202 20V18H200V15L199 16H197V18H194L190 23V25H189V23H184V21H182V20H184V19H182V18H177L176 19V21H178L179 20V22H175V19H171V18H168V20L172 23V24H174V25H176L175 23H178L177 24V26L175 27V29L176 30H178V31H183V30H185L186 29V27H187V29L189 28V26L191 27V28H193L194 26H195V24L196 23H200L202 26H203V29L201 30V32L196 36V37H194V39L192 38V42L193 43H189V42H186V44L184 43L183 44V46L184 47H186L185 49H183L182 47L180 48V60H182V59H184V61L187 59L188 61H191L192 59H193V56H194V54L195 53H197V54H199L200 56L201 55H207L208 54V56L210 57V59H211V65H210V70L209 71H211V73L213 72V76H210L211 75V73H209L210 75V77H215V68H216V64H217V61H219V60H222V59H227V57H229V56H227V55H231L232 57H233V61H232V59H231V61L232 62H234V63H236V62H238L237 64H240V66H242V68L245 70V72H256V73H258V75H257V78L256 79H253V80H249L248 81V83L250 84V86H251V89H250V92H251V94L252 95H254V97H257L259 94L258 93H260V90H262V88L263 87H260V85H261V81H264V74L263 75H261L263 72H264V70H263V68H264V66H262L261 65V63H260V59H261V62L263 63L264 62V55L263 54H261V57H259V55H260V53H258V52H256V53H258V56L257 55H253V57H255L254 58V61L255 62H257L258 63V66L254 69L248 62H246L245 60H243V58L240 60V58L238 59V58H235V56H238L239 57V55H237V53H233V52H237L236 51V48H235V43L231 40V39H228V40H230L229 42L232 44V47L230 48L229 47V50L231 49V51H229V54H225L226 52H224L223 50H226L227 49V47L226 46H222L220 49H219V51L217 50L216 51V48L214 49V47L212 46V42L214 41V40H217L216 38H214L215 37V34H212L211 33V26H208V27H205L204 28V26L205 25H207V24H214V22L216 21V19L215 18H213V19H215V20H213ZM20 19V20H19ZM25 19V20H24ZM31 19V20H30ZM40 19V20H39ZM70 19V20H69ZM71 19H73V20H71ZM195 19H198V20H196L195 21ZM212 19V20H211ZM234 19V20H233ZM19 20V21H18ZM55 20H57V21H55ZM202 20V21H201ZM41 21V22H40ZM53 21V22H52ZM201 21V22H200ZM211 21V22H210ZM81 22V23H82ZM175 22V23H174ZM181 22V23H180ZM208 22H210V23H208ZM236 22V23H235ZM31 23V24H30ZM54 23V24H53ZM181 25H180V24ZM193 23H194V25H193ZM232 23H235V25H236V27H235V25L234 24H232ZM59 24V25H58ZM62 24H64V25H62ZM219 24V23H218ZM223 24V25H222ZM3 27H2V26ZM18 25H19V23H18ZM183 25V26H182ZM187 25H189V26H187ZM225 25V26H224ZM178 26H182L181 28L180 27H178ZM7 28V31H6V28ZM31 27V28H30ZM40 27V28H39ZM183 27H185L184 29H183ZM211 27V28H210ZM228 27V28H227ZM234 27V28H233ZM180 28V29H179ZM191 28H189V29H191ZM229 30H227V29ZM19 29H20V31H19ZM57 29V30H56ZM208 29H209V31H208ZM37 31V32H36ZM49 31V32H48ZM227 31V32H226ZM253 31V30H252ZM12 33V35L11 36H9V34L8 33ZM204 32H206V33H208L209 32V34H208V36L205 38V33ZM226 32V33H225ZM235 32V33H234ZM37 33H40V34H38L37 35ZM224 33H225V35H224ZM43 34V35H42ZM230 34V35H229ZM231 34H233V35H231ZM255 34V35H254ZM253 35L255 36V37H257L256 36V33H254ZM5 35H7L6 37H8V38H10L9 40H8V38L6 39V37H5ZM221 35V36H222ZM236 35V36H235ZM240 37H239V36ZM27 36V37H26ZM211 38H210V37ZM235 36V37H234ZM4 37V38H3ZM26 39H25V38ZM33 37H35L34 39H33ZM22 38H24L25 39V43L24 44H21L20 43V40L22 39ZM161 38H163V37H161ZM160 38V39H161ZM198 38V39H197ZM243 39V41H241L242 39ZM3 39H5V41H6V43L5 44H3L5 41L3 40ZM14 39H17V41H14L13 42V40ZM33 39V40H32ZM209 39V40H208ZM8 40V41H7ZM10 40H11V42H10ZM165 40L166 39H161L160 41L163 43V42H165ZM200 40V41H199ZM218 40H220V39H218ZM222 41V40H221ZM10 42V43H9ZM37 42V43H36ZM215 42V41H214ZM245 42V43H244ZM8 43L10 44V45H8ZM14 43V44H13ZM27 43H29V44H27ZM188 43V44H187ZM7 44V45H6ZM15 44H19L22 48H24V51H25V49H27V50H29L28 52L29 53H31L32 51H33V53L36 55V57H38V60L35 58V57H32V56H35L33 53H31V56L29 55V53L28 52H26V53H24V56L22 55V54H19L20 56H23L24 57V60L23 61H21V59L17 56V54H16V52H14V50L13 49H17V48H15ZM26 44H27V46H26ZM33 44V45H32ZM190 44V45H189ZM29 45V46H28ZM34 45H35V47H34ZM201 47H200V46ZM211 45V46H210ZM5 48H4V47ZM36 46H37V48H36ZM191 48L192 46H195V48H194V50H189L190 48ZM30 47H32V48H30ZM36 48L35 50H34V48ZM40 49H39V48ZM226 47V48H225ZM3 48V49H2ZM7 48H8V51H7ZM12 48V49H11ZM187 48H189V49H187ZM207 49V50H205V49ZM33 49V50H32ZM182 49V50H181ZM223 49V50H222ZM232 49H233V51H232ZM184 50L186 51V52H184ZM196 50V51H195ZM214 50V51H213ZM34 51H36V52H34ZM38 51V52H37ZM183 51V52H182ZM193 51H195V53L193 52ZM211 53H210V52ZM13 52V53H12ZM222 52H224V54L222 53ZM232 52V53H231ZM8 53H12L10 56H9V54ZM210 53V54H209ZM6 54V55H5ZM182 54H183V56H182ZM216 54L217 55H220V57L222 58V59H220V57L219 56H217L216 57ZM224 55V56H222V55ZM232 54H235L234 56L232 55ZM239 54V53H238ZM192 55V56H191ZM12 56V58H10ZM13 56H14V58H13ZM29 56V57H28ZM43 56V57H42ZM184 56H187L188 58H186V57H184ZM189 56L192 58H190L189 59ZM208 56L205 58L204 56L202 57V59L204 60V62L205 61H207V60H209V58H208ZM227 56V57H226ZM219 57V59H217ZM224 57V58H223ZM39 58H41V59H39ZM205 58V59H204ZM216 58V59H215ZM260 58V59H259ZM263 58V59H262ZM10 59V60H9ZM13 59V60H12ZM46 59V58H45ZM186 60V61H187ZM215 60H217L216 62H215ZM240 60V61H239ZM263 60V61H262ZM183 61V60H182ZM183 61V62H184ZM185 61V62H186ZM227 61L229 62V60L227 59ZM227 61L225 62V64H223L220 68H219V70L221 69H223L225 66H227V65H229L228 66V70H230L231 68H230V64L228 63L227 64ZM236 61V62H235ZM244 61H245V63H244ZM13 62V63H12ZM20 62V63H19ZM240 62V63H239ZM22 63V64H21ZM248 63V65H246ZM16 64H17V66H16ZM20 66H19V65ZM201 64H203L202 62L199 64V65H197V68H195L194 70H191V71H189L188 70V68L187 67H185V66H183V68L185 69H187L188 71H186V70H184L183 68H178L177 67V65H175V66H172V68H174V71L176 72V75L177 74H179V73H181V74H183V75H185V72H187V73H189V74H187L188 75V79H185V80H187L188 81V83L190 82L189 81V79L191 80V82H192V80H194L192 83L190 82V86H192V87H184V86H182L181 85V95H179L178 96V98H177V100H178V102H177V100H176V102H175V105L177 106L178 105V103H180L181 102V104L182 105H187V104H184L185 102H187V100H188V98L190 99V100H192L191 98L195 95V93H196V97H197V95L200 93V89H202V78H203V76L208 72V66H207V64L205 65L206 67H204V65L203 66H200ZM242 64V65H241ZM2 65H4V66H2ZM8 65H9V67H8ZM23 65V66H22ZM263 65H264V63H263ZM199 66H200V68H199ZM248 66V67H247ZM2 67L3 68H5V69H2ZM178 69H177V68ZM203 67L204 68H206V70L205 71H202V72H200L201 70H204L203 69ZM223 67V68H222ZM213 68L215 69L214 71H213ZM250 68H253V70L252 69H250ZM8 71H7V70ZM6 70V71H5ZM184 70V71H183ZM218 70V69H217ZM252 70V71H251ZM23 71V72H22ZM207 71V72H206ZM13 72V73H12ZM21 74H19V73ZM184 72V73H183ZM195 72V73H194ZM204 72H206L205 74H204ZM17 73V74H16ZM191 73H193V74H191ZM199 73H201V75L199 74ZM203 73V74H202ZM243 73V72H242ZM242 73H241V76H242ZM32 74V73H31ZM191 74V75H190ZM195 74V75H194ZM33 75V74H32ZM146 75V74H145ZM192 76V78L190 77V76ZM193 75L195 76L194 78L195 79H193ZM201 76V78H200V76ZM146 78H147V75L145 76ZM186 77V76H185ZM197 77V78H196ZM10 79V80H9ZM15 79V80H14ZM201 79V81H199ZM7 81H9V83L7 82ZM16 81V82H15ZM31 81H32V85L30 84L31 83ZM196 81V82H195ZM208 81H209V78H208ZM207 81V82H208ZM30 82V83H29ZM210 83H211V81H209ZM208 82V83H209ZM33 83H35V84H33ZM17 84V85H16ZM25 84L27 85V87L25 88ZM193 84V85H192ZM28 85H31L32 86V89H30L31 88V86H29V89L30 90H28V91H30V92H28V91H26V89L28 88ZM35 87H34V86ZM22 88H21V87ZM195 87H196V89H197V91L198 92H196V90H195ZM199 87H201L200 89H199ZM5 88V89H6ZM24 88V89H23ZM194 88V89H193ZM205 88H206V86H205ZM183 89H185V90H183ZM16 90V91H15ZM184 92H183V91ZM193 90V91H192ZM157 89L155 88V93H156V95L158 94L157 92ZM186 91H187V93H186ZM20 92V93H19ZM22 92L24 93H26V92H28L27 94H28V96L30 97V98H26L25 100L23 99V103L21 104V102H19V101H21V98L23 97V96H25V93L24 94H22ZM142 92H144V90H142ZM192 92V93H191ZM195 92V93H194ZM256 92V93H255ZM258 92V93H257ZM183 93H186V95H187V97H184V98H186V99H184V98H182V95H183ZM190 93V94H189ZM143 96H148V95H144L143 93H141ZM192 94V95H191ZM194 94V95H193ZM258 94V95H257ZM19 95V96H18ZM22 96V97H21ZM194 96V97H195ZM19 97H21V98H19ZM148 97H150V96H148ZM191 97V98H190ZM194 97H193V99H194ZM195 97V98H196ZM203 97H205V93L203 94ZM145 98V97H144ZM206 98V97H205ZM20 99V100H19ZM120 100H118L117 101V104H115V106L113 107L112 106V108H114V109H112L111 110V108H110V110H108V113L110 114V116H109V114H108V117H105L104 118V121H103V123H106V124H109L110 126H112V124L115 122V125H119V127H118V131L119 132H121L122 130L124 131H122V134H120V135H113V134H111L110 135V133L109 134H106L105 135V137H103L102 138V140H101V142H98V141H93L92 142V144H93V149H91V151H90V153H92V155L90 156V158L88 159V161H86L85 162V165H86V168H85V174H84V177H82V173L84 172V171H82V168H78V169H76L77 171H74L75 173L73 174V176L74 175H76V180L77 179H79L80 178V181H82L81 182V184H80V187H82V188H80L81 189V191L79 192V194H81L82 193V190L84 189H87V190H85L84 191V193H83V202H81L80 203V201H79V199H80V197H79V199L78 200H76L75 201V207H74V210L75 211H82V207H84V206H86L87 204H88V202L89 201H93L94 200V202H96L97 204H99V205H103L104 207H108V206H110V204L114 207V210H115V212H116V218L114 219V218H110V219H108V224H109V227L110 228H112V229H109V230H107L106 228H104V229H101V231H100V233H103L104 232V235L106 236V237H111V239L113 240L112 241V243H115L114 245H117L118 247H112L111 248V251H108V253L109 254H111V256H112V258H115L116 260H117V257H118V261H115V262H113V260L110 262L109 261V257L110 256H108V255H104V253H101V254H98V251H95L94 249H93V252H92V250H91V253H90V250H89V256H88V258L86 259V260H84L85 259V257L82 259V260H79V264H90V260H91V264H196L197 262H200L201 264H218V261L219 260H221V259H223V254H225V253H228V249L227 250H224V249H219V248H217V247H214L213 248V246H212V241L213 240H217V242H218V245H219V243H220V241H225V239L224 238H226L225 236H224V238H222L221 236H216V228L213 226V223L215 222V221H219V223H221V222H224V225L225 224H229L231 221L233 222H235V220H237L235 223L236 224H242L243 226H244V223H248L249 222V220H251V218L249 219V213H252V212H250V211H252V208H251V210H248V208H247V210H246V205H247V203L246 202H244V199H241V198H234V197H232V196H230L229 195V193L227 192H224V193H222V194H220V196L219 197H217V198H215L214 196L213 197H210L209 195H206V196H203V197H200V198H198L197 200H198V202H197V200H196V207L195 208H192V207H190V209H188L187 207H186V209L184 208V206H183V201L182 200H180L179 198H178V195L176 194V192L180 189V188H184V183L189 179V177L191 176V174L192 173H197V169H200L201 167H202V163H200V164H198L197 163V161L195 160V156H194V154L193 153H191V154H189L188 156L193 160V161H195V163H196V165H195V167H194V169H191V170H187V169H179V167L176 169H174L173 170V189H171V190H173V192H172V195L173 196H170L169 195V197H167V198H169V199H165V197H163L164 198V200H161L160 199V197H162V193L161 194H159V193H157L158 191H157V189H158V185H159V187L161 186V185H163L162 187L163 188H165V187H168L169 185H168V170L169 169H173V168H169L168 170H164V168L162 169V170H160L159 168H157L156 166H157V164H156V162H161V160L163 159V157L166 155L165 154V152L164 151H162L159 155H158V157H159V160L157 161L156 159H155V154L153 153L152 154V156H151V159L149 158V160H151V161H147L148 159L145 157V159H147L146 161L148 162H146L144 159H143V157L142 156H140L138 153H137V151L135 150L136 149V147L133 149L132 147H129V143H130V146L132 145L131 144V142H130V140L133 142V140L131 139L132 138V134H130L129 135V133L126 135V129H130L129 131L130 132H133L134 131V129H135V131H136V126L137 125H140L141 123H143L144 121H141L139 124H137L138 123V120H137V118L138 117H140V114H138L137 115V117H136V120H134L133 121V119H132V121H131V119L130 118H132V114L130 113V109H131V106H130V104L129 103H127V99H124L123 101H122V99L121 98H119ZM15 100V101H14ZM17 100V101H16ZM76 102L75 103H77V102H79V98L77 99V97H76ZM126 100V101H125ZM181 100H183V101H181ZM184 100H186V101H184ZM193 101V100H192ZM28 102H31V103H35V107H33V109L31 108V107H28L29 106V104H27ZM122 102H124V103H122ZM10 103V104H9ZM120 103V104H119ZM6 104H9L10 105V107H11V109H12V111H16L15 112V118L19 121V122H17L16 121V119L13 121V120H11L10 119V117L6 114V112H7V109H5V105ZM3 105V106H2ZM107 105V104H106ZM118 105V106H117ZM122 105V106H121ZM164 105V106H163ZM175 105H172V106H175ZM109 106V105H108ZM121 106V107H120ZM158 106V107H157ZM160 106V107H159ZM162 106V107H161ZM28 107V110L29 111H27V113L26 112H24L22 109L23 108H27ZM116 107V108H115ZM183 107V106H182ZM190 108V110H192L193 109V111L195 112V108L193 107L192 108V105H190L189 106ZM119 108V109H118ZM156 108H158V110L156 109ZM160 108V109H159ZM172 107H170V105H169V103H168V101H167V103H164V104H157L156 106H154L153 108H151L150 109V111H148V114H150V118H149V122L148 121H146V123L144 122L143 124H147L148 125V127H150L151 129H152V131L154 132V134H155V136L156 135H159L160 133L161 134H164L165 133V131H163L165 128H168L167 130H169V131H171L172 129H177L180 125L184 128L185 127V123H190L191 122V120H194V119H192V116H189V118L191 119H189L188 118V116H187V114L189 113V111H186V110H183V119H182V122H181V124L179 125V123L180 122H178V121H176V119L175 118H173V117H170V119H169V117L168 116H171V112H172V110L170 111V109H171ZM192 108V109H191ZM31 109H32V111H33V113H32V111H31ZM119 111H118V110ZM153 109V110H152ZM156 109V110H155ZM167 109V110H166ZM121 110V111H120ZM169 110V111H168ZM20 112V113H19ZM30 112V113H29ZM132 112V111H131ZM149 112H152V114L151 113H149ZM157 112V113H156ZM155 113H156V115H155ZM186 113V114H185ZM26 114V115H25ZM31 114H33V116L31 115ZM40 114H41V117H43V116H45V117H43V122H41V121H38L37 119H36V116L37 115H39L40 116ZM159 114V115H158ZM166 114H169V115H166ZM24 115V116H23ZM100 114L98 113V116H99ZM114 115V116H113ZM155 115V116H154ZM162 115V116H161ZM6 116V117H5ZM26 116H29V119L30 120H28L27 118H26ZM131 116V117H130ZM154 116V117H153ZM18 117V118H17ZM21 117V118H20ZM130 117V118H129ZM184 117H185V119H184ZM20 118V119H19ZM23 118V119H22ZM24 118H26V120H24ZM107 118V119H106ZM157 118V119H156ZM158 118H160L161 120L159 121V119ZM189 120H188V119ZM32 119V120H31ZM114 119H116V120H114ZM165 119H166V121H165ZM169 119V120H168ZM172 119V120H171ZM33 120H34V122H33ZM45 120V121H44ZM97 120H99V119H97ZM106 120H107V122H106ZM164 120V121H163ZM17 122V124H16V122ZM30 121H32L31 123H30ZM163 121V122H162ZM167 121L169 122V123H167ZM173 122L174 123V125L176 126V124L177 125H179V126H176V127H174L173 126V123H171V122ZM24 122V123H23ZM45 122V123H44ZM96 122H99V121H96ZM158 122V123H157ZM164 123V124H162V123ZM176 122H178V123H176ZM185 122V123H184ZM22 123V124H21ZM50 123V124H49ZM170 126H168L167 124ZM183 123H184V125H183ZM42 124L44 125V126H42ZM66 125H68L67 123H65ZM125 124H126V126H125ZM129 124V125H128ZM141 125V127H143V128H145L147 131H148V127H146L145 125ZM192 124V123H191ZM190 124V125H191ZM49 125H50V127H49ZM132 125V126H131ZM166 125V126H165ZM189 125V126H190ZM195 125V124H194ZM165 126V127H164ZM173 126V127H172ZM189 126H187V130H188V127ZM11 127H12V129H11ZM27 127V128H26ZM46 127V128H45ZM134 127V128H133ZM137 127H139V126H137ZM172 127V128H171ZM45 128V129H44ZM86 128H90L91 129V127H86ZM121 128H126V129H121ZM10 130V131H9ZM33 130H34V132H33ZM43 130V131H42ZM50 130V131H49ZM158 130V131H157ZM174 130H172V132L174 131ZM31 131V132H30ZM53 134H51V133ZM187 132V131H186ZM186 132H185V134H186ZM194 132V129L192 130V133ZM13 133V134H12ZM29 133V134H28ZM157 133V134H156ZM34 134V135H33ZM36 134V135H35ZM43 134V135H42ZM50 134V135H49ZM124 134V135H123ZM26 135V136H25ZM47 135V136H46ZM49 135V136H48ZM100 135H102V134H100ZM123 135V136H122ZM126 135V136H125ZM202 135H204V134H202ZM8 136V137H7ZM54 136H56V137H54ZM110 136H111V139H110ZM122 137V138H119V137ZM143 135H141V137H142ZM15 137V138H14ZM20 137V138H19ZM115 137V139H113V138ZM117 137V138H116ZM131 137V138H130ZM156 137H158V136H156ZM229 136H227V138L226 137H224V139H226V140H228L229 141V139L230 138H228ZM105 138V139H104ZM126 140H125V139ZM129 138V139H128ZM142 138H144V136L142 137ZM9 139H11V140H9ZM58 139V140H57ZM128 139V140H127ZM190 139V138H189ZM56 140V141H55ZM105 140H106V142H105ZM141 141H139V139H138V141L136 142L137 143V146H138V144L139 143H141L143 140L142 139H140ZM155 140V139H154ZM174 140H177L176 138L174 139ZM112 142V143H108V142ZM128 141V142H127ZM156 141V140H155ZM98 143V144H97ZM107 143H108V145H107ZM224 143H226V141L224 142ZM59 144H61V143H59ZM106 146H104V145ZM142 144V143H141ZM163 144V143H162ZM183 144V143H182ZM251 144L253 145L254 143H253V141L251 140ZM255 144H257V145H254L255 147H254V150H255V157H256V162H257V165H258V170L260 171L259 172V177H258V181L260 182V181H262V180H264V147H262V145H263V143H261V142H258V143H255ZM97 145V146H96ZM109 145H110V147H109ZM164 145V144H163ZM165 145H168L167 143H165ZM104 146V147H103ZM109 148H108V147ZM140 146V145H139ZM129 147V148H128ZM29 148V149H28ZM96 148V149H95ZM107 148V149H106ZM104 151H102V150ZM130 149V150H129ZM192 148L190 147H188L187 149H185V150H178V152H180V151H183V153L186 151V153L187 152H189V150H191ZM95 152H94V151ZM188 150V151H187ZM257 150V151H256ZM106 151H108V153L106 152ZM112 153H111V152ZM126 151V152H125ZM128 151V152H127ZM130 151V152H129ZM132 152L134 153V154H132ZM177 152V151H176ZM226 152H228V151H226ZM41 153V154H40ZM43 153V154H42ZM103 155H102V154ZM112 154V157H111V154ZM126 153V154H125ZM143 153H146V151H144ZM163 153V154H162ZM108 154V155H107ZM128 154H130V156H131V158H130V156L128 155ZM162 154V156H160ZM260 154V155H259ZM134 155V156H133ZM135 155H137L138 157H135ZM103 156V157H102ZM106 156V157H105ZM107 156H108V158H107ZM102 157V158H101ZM134 159H133V158ZM141 157H142V159L144 160H142L141 161ZM240 157H241V155H240ZM261 157V158H260ZM19 158V159H18ZM39 158V159H38ZM107 158V159H106ZM115 159L116 160V162H115V160H113V159ZM129 158V159H128ZM138 158V160H136V164L135 163H133V162H135L134 160L135 159H137ZM18 159V160H17ZM53 159V160H52ZM110 159V160H109ZM126 159V160H125ZM211 160H212V162L214 163V164H220L221 162H224V161H227V162H229V161H231L232 160V157H231V155H229V156H220V155H213V156H211V158H210ZM113 160V161H112ZM128 160H130L128 163H126ZM156 160V161H155ZM114 162V163H112V162ZM133 161V162H132ZM154 161V162H153ZM164 161V160H163ZM43 164H42V163ZM51 162V163H50ZM53 162V163H52ZM58 162V163H57ZM108 162H110V163H108ZM137 162H138V164H137ZM37 163H38V165H37ZM116 163V164H115ZM129 163L131 164V165H129ZM133 163V164H132ZM260 165H259V164ZM5 164L6 165H8V166H5V165H0V203L2 204V202L3 203H5V204H8V205H10V203H12L10 206H14V205H17L18 204V202H20V204H18V205H21V204H23V203H25V204H23L22 206L23 207H29V206H33V207H35L36 205H39L40 204V206H45V205H47V203H46V201L47 200H49L48 199V197L50 196V191L49 190H47V186H45V184H43V186L41 187V194L44 196V198H45V201H44V203H46L45 205H44V203L41 201V199L36 195V192L33 190V188L30 186V184L29 183H27V182H25V180L19 175V173H18V171L16 170V168H15V164L13 163V164H8V161H7V159H6V161H5ZM92 164V165H91ZM112 164V165H111ZM148 164V165H147ZM99 165V166H98ZM106 165L107 166H109V167H112V168H108V167H106ZM111 165V166H110ZM114 165H116V166H114ZM135 165H137L138 166V169H137V167H134ZM97 166V167H96ZM101 166V167H100ZM114 166V167H113ZM131 166H133V167H131ZM45 167V168H44ZM90 167H92V168H90ZM96 167V168H95ZM100 167V168H99ZM143 169V171L140 169ZM143 167V168H142ZM261 167V168H260ZM2 168V169H1ZM31 168V169H30ZM115 168V169H114ZM127 168H130L132 171H130V169H128L127 170ZM87 169V170H86ZM100 169V170H99ZM110 169H113V172L112 173H108V170H110ZM137 169V170H136ZM148 169V170H147ZM48 170V169H47ZM84 170V169H83ZM140 170V174H139V171ZM144 170H145V173H144ZM147 170V171H146ZM164 170V171H163ZM46 171V170H45ZM134 171H135V173L136 174H134ZM137 171V172H136ZM79 172V173H78ZM147 172V173H146ZM78 173V174H77ZM114 173H118V175L120 176V177H118V178H116V180L117 181H119V182H122V183H117V182H115V183H113V174ZM119 173H123V174H119ZM130 173V174H129ZM138 173V174H137ZM142 173V174H141ZM166 173V174H165ZM7 174V175H6ZM33 174H34V172H32V176H33ZM147 174V175H146ZM79 175V176H78ZM94 175V176H93ZM263 176V177H262ZM83 178V179H82ZM123 178V179H122ZM156 178V179H155ZM177 179L176 181H175V179ZM195 178H198V179H205V176L204 175H201V174H198L197 176H195ZM260 178H262V180L260 179ZM50 180H51V178H49ZM49 179H48V177H46V181L45 182H43V183H46L47 181L49 182ZM59 180V179H58ZM75 180V181H76ZM111 180V181H110ZM186 180V181H185ZM74 180H70V181H68V182H73ZM110 181V182H109ZM146 181V182H145ZM257 181V182H258ZM32 182H34L33 181V179H32ZM48 182H47V184H48ZM60 182H62V181H60ZM89 182V183H88ZM74 183V182H73ZM91 183V184H90ZM147 183H150V185L149 184H147ZM156 183V184H155ZM161 183V184H160ZM235 183V182H234ZM46 184V185H47ZM83 184V185H82ZM183 184V185H182ZM88 185V186H87ZM165 185V186H164ZM168 185V186H167ZM194 186L195 185V182H191L190 184H189V186ZM45 186V187H44ZM56 186V185H55ZM93 186V187H92ZM118 186H119V188H118ZM114 187H115V189H114ZM156 188V189H155ZM120 189V190H119ZM107 190V191H106ZM147 190V191H146ZM174 190H175V192H174ZM97 191V192H96ZM100 191V192H99ZM150 191V192H149ZM245 191V188H243V191L242 192H244ZM54 192V193H53ZM132 192V193H131ZM49 193V194H48ZM85 193H88V195H86ZM95 193H96V195H95ZM157 193V194H156ZM55 196H54V195ZM47 195H49V196H47ZM52 195L54 196V200L56 201V199H57V201L56 202H59V201H61L60 199H58V195H57V193L55 192V191H52ZM122 195H124V196H122ZM52 196V197H53ZM108 196V197H107ZM141 196V197H140ZM177 196V197H176ZM57 197V198H56ZM86 197V198H85ZM90 197V198H89ZM171 197V198H170ZM92 198V199H91ZM99 198V199H98ZM106 198H109L108 199V201H111V203L110 204H105L106 202H103V201H105V199ZM112 200H111V199ZM177 198V199H176ZM203 198V199H202ZM18 199V200H17ZM26 199V200H25ZM28 199H30V200H28ZM119 199H121L120 201H119ZM176 201H178V202H176ZM199 199H201V201L199 200ZM213 201H212V200ZM222 199V200H221ZM234 201H232V200ZM1 200H4V201H1ZM7 200V201H6ZM15 200V201H14ZM59 200V201H58ZM84 200H86V202L84 201ZM96 200V201H95ZM98 200V201H97ZM153 200L154 201H156L157 202V207H156V210H157V212H156V214L155 213H148V212H146V214H145V210H148L147 208V203L149 202H151V203H153ZM159 200V201H158ZM202 200H204V201H202ZM208 200H209V202H208ZM238 200V201H237ZM240 200V201H239ZM10 201V202H9ZM49 201H51V199L49 200ZM121 201H122V209H123V207H125V204L127 203V208H129V209H127L125 212H123V210L121 209ZM172 201V202H171ZM200 201V202H199ZM212 203H211V202ZM219 201V202H218ZM235 201H236V203H235ZM48 202V201H47ZM171 203V204H169V203ZM204 202V203H203ZM231 202V203H230ZM17 203V204H16ZM28 203L30 204V205H28ZM37 203H39V204H37ZM86 203V204H85ZM116 203H117V205H116ZM120 203V204H119ZM131 203V204H130ZM173 203V204H172ZM178 203V204H177ZM200 203V204H199ZM217 203V204H216ZM233 203H235V204H233ZM241 203V204H240ZM253 203V202H252ZM135 205V206H137V208H139V211H141V212H139V214H137L138 212L137 211H135V210H132V211H134L133 213H132V211H131V209H130V207L131 206H133V205ZM164 204V205H163ZM180 204V205H179ZM198 204V205H197ZM206 204V205H205ZM219 204H220V206H219ZM242 204H244V205H242ZM170 207H169V206ZM210 205V206H209ZM223 205V206H222ZM235 205V206H234ZM248 205H250V202H248ZM183 206V207H182ZM199 206V207H198ZM222 206V207H221ZM245 206V207H244ZM116 207V208H115ZM144 207V208H143ZM158 207H160V208H158ZM165 207V208H164ZM167 207V208H166ZM169 207V208H168ZM174 207V209H171L170 210V208H173ZM175 207H177V208H175ZM180 207V208H179ZM229 207V208H228ZM249 207V206H248ZM253 207V206H252ZM19 208V211H22L24 208H22V207H18ZM76 208V209H75ZM163 208H164V210H163ZM184 208V210H182ZM204 208V209H203ZM222 208V209H221ZM224 208V209H223ZM258 208L259 209H257V211H256V213H255V215H254V217L252 218V219H254V221H252V223L251 224H249V228L250 227H253L252 229L253 230H255L256 229V231L258 230V228H257V226L258 225H256V224H258L260 221H263V216H262V214L264 213V211H263V209H264V205H260V206H258ZM81 209V210H80ZM145 209V210H144ZM167 211H166V210ZM178 211H177V210ZM197 209V210H196ZM220 209V210H219ZM231 211H230V210ZM33 210H35V209H33ZM42 210V209H41ZM170 211V213H169V211ZM175 210L177 211V213L175 212ZM187 210V211H186ZM189 210V211H188ZM192 210V211H191ZM196 210V211H195ZM201 210H203V211H201ZM3 211V210H2ZM1 211V209H0V249H6L7 250V253H6V255H3L2 257L0 256V264H8V263H11V262H6L9 258H10V256H11V258H13L14 259V261L17 263V264H43V262H44V264H58V261L60 260V257L57 255V251L55 250V249H59V248H62V249H65V248H67L68 250L70 249V250H76V249H79V248H82L83 249V244H84V242H81L80 240V242L77 240V244H74L73 243V245H71V246H66L67 245V243H66V240H67V234H68V232L66 231V229H64L63 228V231H62V233H60V235L58 236L59 238H57L56 240H55V242H56V244H55V242L54 241H52L53 243V248H52V250H51V254H49V255H44L43 253H45V251L44 250H42L41 252H40V249L38 248V246L39 245H37V243H38V239L41 237L40 236V233L39 232H41V231H45V230H42L41 228H39V226L41 225V226H46V225H48V224H51V223H53L54 221H56L57 222V220L55 219L54 220V218H53V216L50 214H47V215H42V217H37V218H39V219H33V220H31L30 221V219H32L31 218V216H34V215H29V212H28V209H27V212H25L24 210H23V212H21V213H19L18 212V215L20 214L21 216H17V213H15L16 215H10V216H8V214H2L3 212ZM130 211V212H129ZM207 213H205V212ZM260 211V212H259ZM263 211V213H261ZM161 212H163V213H161ZM167 212V213H166ZM175 212V213H174ZM180 212V213H179ZM193 212V213H192ZM196 212V213H195ZM198 212H199V214H198ZM230 212V213H229ZM241 212V213H240ZM127 213V214H126ZM136 213V214H135ZM141 213H143V214H141ZM158 213V214H157ZM166 213V214H165ZM174 213V214H173ZM205 213V214H204ZM225 213H226V215H225ZM133 214V215H132ZM161 214H163V215H161ZM196 214H197V216H196ZM207 215V217H209V218H211V219H209V218H206L205 216H203V215ZM233 214V215H232ZM29 215V216H28ZM109 215V214H108ZM157 215V216H156ZM175 215H176V217H175ZM198 215H199V217H198ZM209 215V216H208ZM214 215V216H213ZM220 215V216H219ZM141 216V217H140ZM178 216V217H177ZM182 218H181V217ZM191 216V217H190ZM193 216H194V218H193ZM262 216V217H261ZM26 217V218H25ZM139 217V223H138V221H137V218ZM169 217V218H168ZM180 217V218H179ZM201 217V218H200ZM221 217V218H220ZM257 217V218H256ZM8 218V219H7ZM13 219V222L15 223V224H17L18 226H20L22 229H21V231H19L18 229H16V228H14V226H13V223H12V221H11V219ZM30 218V219H29ZM165 218V219H164ZM174 218V219H173ZM187 219V222H185V220ZM193 218V219H192ZM200 218V219H199ZM236 218V219H235ZM240 218V219H239ZM47 219V220H46ZM51 219V220H50ZM53 219V220H52ZM170 219V220H169ZM173 219V220H172ZM189 219V220H188ZM207 219H209V220H207ZM234 219V220H233ZM248 219V220H247ZM262 219V220H261ZM29 220V221H28ZM40 220V221H39ZM112 220V221H111ZM114 220V221H113ZM161 220V221H160ZM184 220V221H183ZM192 220H194L193 222H192ZM202 220V221H201ZM227 220V221H226ZM239 220H241V221H239ZM245 220V221H244ZM51 221V222H50ZM53 221V222H52ZM169 221V222H168ZM173 221H175L173 224H171ZM180 221V222H179ZM182 221V222H181ZM191 221V222H190ZM198 221H200V222H198ZM203 221L208 225V227H207V225L206 224H204L203 223ZM210 221V222H209ZM243 221V222H242ZM27 222V224H25ZM31 222V223H30ZM50 222V223H49ZM148 222V223H147ZM166 222H167V225H166ZM44 223H46V224H44ZM115 223V224H114ZM131 225H130V224ZM165 223V224H164ZM169 223V224H168ZM179 223V224H178ZM183 223H184V225H183ZM189 223H190V225H191V223L193 224L192 225V227H189L190 225H189ZM200 223H202V224H204V225H202V224H200ZM210 223V224H209ZM57 224V223H56ZM113 224V225H112ZM128 224V225H127ZM135 224V225H134ZM152 224L154 225L153 227H152ZM164 224V226H162ZM176 224V225H175ZM195 224V225H194ZM199 224V225H198ZM13 227H12V226ZM143 225H145V226H143ZM174 225V226H173ZM178 225H180V226H178ZM183 225V226H182ZM189 225V226H188ZM202 226V231H197L196 230V227L197 226ZM254 225H256V228H255V226ZM4 226V227H3ZM112 226V227H111ZM133 226V227H132ZM195 226V227H194ZM204 226V227H203ZM206 226V227H205ZM213 226V227H212ZM8 227V228H7ZM141 227H143V228H141ZM151 227V228H150ZM165 227V228H164ZM182 227H184L183 229H182ZM189 227V230L187 229ZM194 227V228H193ZM259 227V226H258ZM7 228V229H6ZM137 229V230H135V229ZM162 228V234L161 233H157V232H159V230ZM164 228V229H163ZM179 228V229H178ZM188 231H190V232H187V230ZM17 230V233H13V235H15L17 238H15L14 239V241H13V239H11V238H9V236L7 235V233L10 231V230ZM36 229V230H35ZM38 229V230H37ZM39 229H40V231H39ZM153 229H156L155 231L153 230ZM171 229V230H170ZM181 229V230H180ZM206 231H205V230ZM208 229L210 230V231H208ZM7 232H6V231ZM144 230V231H143ZM153 230V231H152ZM173 230V231H172ZM177 230V231H176ZM185 230V231H184ZM247 230V229H246ZM30 231V232H29ZM35 231V232H34ZM108 231V232H107ZM131 231V232H130ZM164 231H165V234H164ZM170 231V232H169ZM182 231V232H181ZM225 232H223L224 233V235H226L227 236V240L229 239V240H232L234 243H236V241H238V242H240L241 243V239H242V237L244 236V234H246V236H249V237H253L254 235H248L249 234V232H245V231H242V232H245L244 234L242 233V232H240V233H236V232H230L229 230H228V232H227V230H224ZM37 232L39 233V234H37ZM77 232V231H76ZM112 232V233H111ZM143 232V233H142ZM155 232V233H154ZM194 232V233H193ZM213 232V233H212ZM215 232V233H214ZM99 232H97V234H95L96 236H101V234H100ZM107 233V234H106ZM110 233V234H109ZM167 233V234H166ZM179 233V234H178ZM188 233V234H187ZM194 235H193V234ZM203 233V234H202ZM234 233V234H233ZM20 234V235H19ZM63 236H62V235ZM83 234V233H82ZM112 234V235H111ZM139 235V236H141V238L140 239H138V240H140L141 242H138V243H136V242H133V244L132 243H123V245L122 244H118L119 242H117V238L120 240V239H122V237L124 238V237H126L127 235ZM172 234H173V236H174V238H173V236H172ZM192 234V235H191ZM239 234V235H238ZM18 235V236H17ZM103 234H102V236H104ZM107 235H109V236H107ZM213 235H214V237H213ZM241 235H243V236H241ZM62 236V237H61ZM176 236V237H175ZM191 238H190V237ZM204 236V237H203ZM37 237V238H36ZM87 237V236H86ZM193 237V238H192ZM216 237V238H215ZM217 237H219V238H217ZM258 237V241H259V247L257 248V249H252L251 251H253V250H255V252H256V257L254 258L253 256H252V253L253 252H251V251H248V253H247V255L246 256H248L249 258H250V256L249 255H251V257H253V258H248L247 257V260H246V263L247 264H255V261L256 260H258V259H260L259 258V256L261 257L262 255H263V257L262 258H264V248L262 247V243H264V226H263V228L261 229V230H259V235L257 236ZM95 240H96V238L95 237H93ZM176 238V239H175ZM185 238H186V240H185ZM201 238V239H200ZM204 240H203V239ZM214 238V239H213ZM261 238V239H260ZM59 239H60V243H59ZM64 239V240H63ZM87 239H89V237H87ZM134 239V238H133ZM224 239V240H223ZM253 239V238H249L246 242H244V244L247 246V243L248 242H250L251 240ZM58 240V241H57ZM118 240V241H119ZM135 240V239H134ZM169 240H171L170 242H168ZM190 240H191V242H190ZM256 240V241H257ZM32 241V242H31ZM75 241V240H74ZM187 241V242H186ZM189 241V242H188ZM196 241V242H195ZM18 242V243H17ZM63 243V246L61 245L62 243ZM64 242H65V244H64ZM192 243V244H191ZM205 243V244H204ZM239 243V244H240ZM258 242H255L254 244L255 245H257L258 246V244H257ZM59 244H60V246H59ZM141 244H142V246H141ZM162 245V248H161V251H159V256L157 257L156 256V254H155V252L156 251H153V247H155V245L157 246V245ZM170 244H171V247H170ZM174 244V245H173ZM187 244V245H186ZM198 244V245H197ZM204 244V245H203ZM222 244H223V242H222ZM239 244H238V246H239ZM250 243H248V245H249ZM74 245H76V246H74ZM120 245V246H119ZM176 245V246H175ZM36 246V247H35ZM72 246H74V247H72ZM173 246V247H172ZM178 246V247H177ZM195 247V249H194V247ZM236 247V251H238L239 249H240V246L239 247ZM70 247V248H69ZM166 247L168 248L167 250H166ZM170 247V248H169ZM185 248V250H184V248ZM200 247V248H199ZM262 247V248H261ZM38 248V249H37ZM127 248V249H126ZM177 248H179V249H177ZM238 248V249H237ZM67 249H65V250H67ZM171 249H172V251H171ZM193 249L195 250L194 252L196 253V257H194V253H193ZM197 249V250H196ZM216 249V250H215ZM262 249V250H261ZM8 250H9V253H8ZM55 250V251H54ZM177 250V251H176ZM190 250H191V252H190ZM203 250V251H202ZM206 250V251H205ZM210 250V251H209ZM224 250V251H223ZM258 250V251H257ZM25 251V252H24ZM175 251V252H174ZM198 253H197V252ZM218 251V252H217ZM55 252H56V254H55ZM94 252H95V254H94ZM93 253V254H92ZM164 253H166L165 255H164ZM193 253V254H192ZM257 253H258V255H257ZM58 254H59V251H58ZM162 254V255H161ZM178 254H181V255H178ZM183 254V255H182ZM203 254V255H202ZM232 253H230V255H231ZM91 255H92V257H91ZM98 255H100V257H101V259H103V260H101V259H99L98 260V258H99V256ZM198 255V256H197ZM200 255V256H199ZM95 256V257H94ZM98 256V257H97ZM126 258H125V257ZM203 256V257H202ZM46 257V258H45ZM89 257H90V259H89ZM94 257V258H93ZM123 257V258H122ZM201 257V258H200ZM227 257V259H228V255L226 256ZM226 257H225V259H226ZM10 258V259H11ZM24 258V259H23ZM92 258V259H91ZM125 258V259H124ZM173 258V259H172ZM12 259V260H13ZM98 260V261H95V260ZM163 259V260H162ZM249 259V260H248ZM94 260V261H93ZM193 260V261H192ZM25 261V262H24ZM86 261V262H85ZM87 261H88V263H87ZM102 261V262H101ZM107 261V262H106ZM161 261V262H160ZM195 261V262H194ZM197 261V262H196ZM78 262V261H77ZM76 262V264H78ZM85 262V263H84ZM94 262V263H93ZM99 262V263H98ZM174 262V263H173ZM175 262H178V263H175ZM238 259H236V260H234V261H231V262H229V264H238ZM249 262V263H248ZM262 263H264V261L262 262Z\"/></svg>",
	"mask_w": 264,
	"mask_h": 264
},
{
	"label": "snow or ice",
	"instance_id": "obj_3",
	"mask_svg": "<svg viewBox=\"0 0 264 264\" xmlns=\"http://www.w3.org/2000/svg\"><path fill=\"white\" fill-rule=\"evenodd\" d=\"M13 0H9V3H12ZM77 6L79 7V10L80 12L83 14L84 17L86 18H89L91 19L93 25H100L102 24V21H99L95 16H93V14L91 12H88L86 11L83 7H80L81 5V0H75ZM137 2V0H133V3L135 4ZM151 2L155 5L157 3V0H151ZM246 0H235V3L237 5V7L234 8L233 12H232V16L235 18V17H239V28L240 29H244L245 30V33H247V29H246V26H245V19H244V12L241 10V7L240 6H243L245 4ZM139 3L141 5H146L147 4V0H139ZM172 3H176V0H172ZM228 3H229V6L231 7L232 6V0H228ZM112 8H113V11L115 12L116 10V6L113 4L111 5ZM211 6V5H210ZM20 12V6L19 4L17 3L16 4V9L15 11H12L10 14L6 13L3 17V19L5 21H9L11 20L13 17H16L18 16ZM124 13H125V18L124 20L122 21V23L125 25V27L128 29V32L133 35V36H136L137 38L138 37V29L141 28V27H144L145 25L143 24V22L139 19L138 16H135V17H132L134 20H136V24L134 26H129V17L131 16V13H129V11L127 9L124 10ZM145 15H149V13L145 12ZM159 15L161 17H163L165 15V13H159ZM175 18V17H173ZM156 30L157 31H161V26L160 25H156ZM194 30L196 32H200L202 30V25L200 23H196L195 24V27H194ZM6 31H7V28H6ZM109 31H111V29H109ZM9 36L11 35V33L9 32L8 33ZM40 34V33H37V35ZM48 35H51V33H48ZM145 36L149 35L148 33H144ZM35 37H33L34 39ZM97 38L99 39V36H97ZM121 39L123 40L124 37L121 36ZM249 39L248 35L245 34L244 36V40H247ZM20 43L21 44H24L25 43V39L22 38L20 40ZM179 43V40L177 37H173L172 39V46H169L168 43H165L160 51V56H165L166 53H170V52H173L175 50V47L178 45ZM16 51V54L17 56L21 59V61L24 60V57L23 56H20L19 55V51L18 50H15ZM128 56L131 57L133 54H134V45L132 43L129 42V46H128ZM255 51L256 49L253 48L252 49V52L253 54H255ZM56 53H53V55H55ZM76 60H80L81 59V54H78L76 57H75ZM228 60H231L233 59V57L229 56L227 58ZM252 59V56H249V60ZM114 61L116 64L118 65H123L125 63L124 59L123 58H120V57H117V58H114ZM226 61L225 60H219L217 62V69H219ZM36 68V65H34L33 63L31 62H28L27 63V67H26V73L27 74H31L32 73V70ZM50 70L45 67L43 69H37L36 70V77L39 78V76L41 75V73L43 72L44 74H48ZM53 76H55V73H52ZM225 77H224V73H221V79L223 80ZM99 79L103 80V81H107V88L109 91L115 93V89H116V86L118 85V82H119V76L117 75H108V74H104V75H101L99 77ZM147 80V83H144V82H141L140 83V87L142 89H146V88H149L151 87L152 88V96L153 98L155 97L156 93H155V88L152 84V78L151 77H147L146 78ZM209 80H212V77H209ZM76 83V82H74ZM262 87H264V81L261 82V85ZM27 87V85L25 84V88ZM84 87L86 88H90L92 89V95L93 96H96L97 97V100H89V105H91V107H88L87 109H85L83 111V113L81 112V107L79 104L76 105V108H77V112L76 114L77 115H85V116H91L92 118V122L95 123L96 122V108L98 107V100H101V99H106L105 96H103V94L101 93L100 89L94 85V84H91V83H85L84 84ZM66 88H67V85H60V96L61 98L64 97V93L66 91ZM224 91V88L222 87L221 88V93H223ZM80 95H84V93H80ZM26 98H30L27 94V92L25 93V96L21 98V104L23 103V99H26ZM222 103V101L217 98L214 102H213V105H212V109L213 111L211 112H208L207 115L209 117H213L217 112H219V107L218 105ZM33 107H35V103L33 102ZM24 112L27 113L28 109L27 108H23L22 109ZM262 111H264V109H262ZM203 114V113H201ZM11 119L14 121L15 120V114L12 115ZM36 119L38 121H41L43 122V117L37 115L36 116ZM220 125V122L218 121H214L212 123H208V124H205V123H201L199 125L200 129L201 130H205L207 129L208 131H211L213 127H218ZM56 127H59L58 125H55ZM92 124L89 125V127H91ZM236 134V130L233 129L232 131L228 132V136H232V135H235ZM74 135H78V136H86V135H89V133L87 132H76L74 133ZM242 140H243V144L240 145V146H237L233 153H229V152H224V151H221V152H218L217 154L220 155V156H229V155H238L240 154L242 156V162L243 163H247V164H251L252 165V168H253V172L255 171V162H254V151H253V145L250 143L251 141V137L247 134V133H244L243 136H242ZM224 140L223 138H219L215 141H212L211 143L207 144V145H203V146H200V145H194L198 148V150L203 154L205 153V150L206 149H218L221 147V145L223 144ZM13 151H17L16 149H13L12 147H10L7 143H3V144H0V165H5V166H8L5 164V161L7 159L8 161V164H15V168L16 170L18 171L19 175L25 180V182L29 183L30 186L33 188V190L36 192V195L41 199L42 202L45 201V198L44 196L41 194V187L43 186V182L45 180L46 177L48 178H51V177H54V176H58V173L55 171V169H49V170H38L35 166V162L33 160L32 162V172H36L37 175L39 176V180L37 182H32V173L28 171L29 169V164L27 163H20V162H16L13 160V158L11 157V155H8L9 153H12ZM175 152V149L173 147H169L167 149V153L168 155L164 156L163 157V160H164V167L166 170L169 169V165L167 163L168 159H169V156H172V154ZM172 158L174 159L175 157L172 156ZM57 167H59V165H57ZM221 171H226L227 174L231 177L232 175V167H229L227 169L221 167ZM245 171L247 172V169H245ZM168 185H169V188L172 187L173 185V174H172V171L171 170H168ZM57 189L55 188V186H53V191H56ZM227 191V189H226ZM158 193H159V185H158ZM53 197L49 196L48 199H52ZM137 221L139 223V217L137 218Z\"/></svg>",
	"mask_w": 264,
	"mask_h": 264
}]
</instances>
